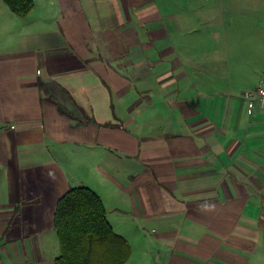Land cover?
I'll list each match as a JSON object with an SVG mask.
<instances>
[{"label": "crops", "instance_id": "obj_1", "mask_svg": "<svg viewBox=\"0 0 264 264\" xmlns=\"http://www.w3.org/2000/svg\"><path fill=\"white\" fill-rule=\"evenodd\" d=\"M34 1L4 21L0 0V264H54L57 203L77 187L127 264H264V109L241 96L264 40L233 61L226 20H264L259 0L220 1L213 59L171 39L155 0Z\"/></svg>", "mask_w": 264, "mask_h": 264}, {"label": "trees", "instance_id": "obj_2", "mask_svg": "<svg viewBox=\"0 0 264 264\" xmlns=\"http://www.w3.org/2000/svg\"><path fill=\"white\" fill-rule=\"evenodd\" d=\"M16 16L24 18L34 0H1ZM62 114L70 115L60 106ZM59 256L54 264H127L128 241L117 234L107 219L101 198L86 187L71 188L59 199L54 215Z\"/></svg>", "mask_w": 264, "mask_h": 264}, {"label": "rangeland", "instance_id": "obj_3", "mask_svg": "<svg viewBox=\"0 0 264 264\" xmlns=\"http://www.w3.org/2000/svg\"><path fill=\"white\" fill-rule=\"evenodd\" d=\"M88 1L89 0H85V7H87ZM220 1L221 0H155L154 4H157L158 7L160 6L164 14V25H167L169 29L178 27L176 30H172L171 39L173 38L175 41L178 39L180 43L186 40L187 42L190 41V43L195 45V54L199 53L204 58L213 59L221 56V23L224 22V20L220 17ZM232 1L233 0H222V2L228 6L231 5ZM99 2L104 6L106 0H99ZM37 3L40 4V0H37ZM3 4L1 6L6 14H8L4 16L5 13H3V11L1 12L3 14V20L9 21L15 20L14 18L17 19V17L7 9L6 5ZM110 10V13H112V5L110 6ZM261 10L264 11V0H259V12H262ZM228 16L229 18H226V20H228L229 23V49L231 45L233 47V49L229 51V58L233 61L236 60V50L239 58H244V55H247L248 58L252 57V54H254L253 47L259 43L256 36L264 40V20L262 17L255 19L254 16H250L248 19L241 17L237 20L231 18L232 15L230 13H228ZM112 18H114V15H112ZM132 19L135 22L134 18ZM143 23H146V20ZM236 23L238 27L231 30L230 25L235 27ZM255 26H258V28ZM117 30H120V28H117Z\"/></svg>", "mask_w": 264, "mask_h": 264}, {"label": "built area", "instance_id": "obj_4", "mask_svg": "<svg viewBox=\"0 0 264 264\" xmlns=\"http://www.w3.org/2000/svg\"><path fill=\"white\" fill-rule=\"evenodd\" d=\"M241 96L247 102L250 112L255 113L258 109H264V75L255 87L244 91Z\"/></svg>", "mask_w": 264, "mask_h": 264}]
</instances>
